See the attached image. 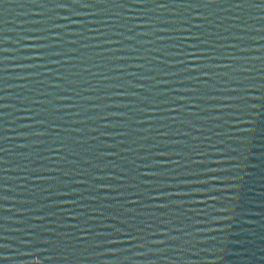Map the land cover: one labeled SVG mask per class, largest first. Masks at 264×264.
Wrapping results in <instances>:
<instances>
[{
	"label": "water",
	"instance_id": "95a60500",
	"mask_svg": "<svg viewBox=\"0 0 264 264\" xmlns=\"http://www.w3.org/2000/svg\"><path fill=\"white\" fill-rule=\"evenodd\" d=\"M0 41L152 75L264 76V0H0Z\"/></svg>",
	"mask_w": 264,
	"mask_h": 264
},
{
	"label": "clouds",
	"instance_id": "9594fccd",
	"mask_svg": "<svg viewBox=\"0 0 264 264\" xmlns=\"http://www.w3.org/2000/svg\"><path fill=\"white\" fill-rule=\"evenodd\" d=\"M33 264H40V262L37 260V261H33Z\"/></svg>",
	"mask_w": 264,
	"mask_h": 264
}]
</instances>
